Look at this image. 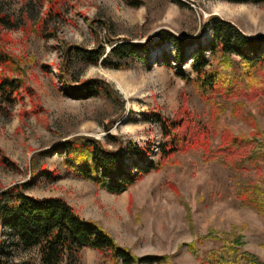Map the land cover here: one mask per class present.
Wrapping results in <instances>:
<instances>
[{
	"label": "rangeland",
	"instance_id": "374dc122",
	"mask_svg": "<svg viewBox=\"0 0 264 264\" xmlns=\"http://www.w3.org/2000/svg\"><path fill=\"white\" fill-rule=\"evenodd\" d=\"M140 1L132 6L124 0H0V45L14 58L0 65V74L20 78L27 88L22 86L12 97L0 91V191L27 182V194L65 198L136 255H168L171 262L141 264H200L190 244L202 256L226 247L232 264H251L243 252L264 262V209L238 196L249 181L264 190V162L260 171L249 163L237 169L221 157L211 158L208 151L221 144L224 132H260L263 140L264 97L240 96L225 104L219 99L212 105L176 74L175 45H158L161 30L193 37L211 14L233 21L252 36L264 34V2ZM209 36L205 32L201 41L205 44ZM118 37L147 43L149 51L140 52L124 68L87 63L66 51L71 44H101L107 52ZM195 48H186L184 64L192 76L190 53ZM96 77L118 94L76 95L82 81ZM185 111L197 126L201 145L173 153L160 169L119 194L74 175L64 165V154L45 153L68 138L87 135L112 149L130 141L150 146L149 158L157 159L163 135L151 114L172 118ZM2 156L14 165L5 164ZM13 248L15 261L42 264L36 247ZM104 259L86 246L73 264H105Z\"/></svg>",
	"mask_w": 264,
	"mask_h": 264
},
{
	"label": "trees",
	"instance_id": "16d2710c",
	"mask_svg": "<svg viewBox=\"0 0 264 264\" xmlns=\"http://www.w3.org/2000/svg\"><path fill=\"white\" fill-rule=\"evenodd\" d=\"M127 4L138 6L140 0H124ZM184 4L182 0H176ZM230 2L262 3L264 0H226ZM1 21H4L0 17ZM210 32L206 43L201 36ZM170 41L176 50V74L192 84L200 97L212 105L227 103L240 96L261 95L264 97V34L252 36L236 23L218 14H211L193 37H180L170 30H161L158 45ZM196 44L194 53H190L191 67L195 76L184 68L186 48ZM147 43H137L129 38H116L106 52L104 45L92 48L68 45L66 51L91 64L106 67H128L140 52L147 53ZM209 52V57L206 56ZM12 55L0 45V65L13 62ZM167 65L170 62L167 61ZM64 74V73H63ZM263 84V85H262ZM27 89L20 78L0 74V91L10 97L18 94L21 87ZM76 95L81 97L105 93L113 96L118 91L102 78H89L82 81ZM150 115V114H149ZM160 126L163 141L159 144V158H149L150 146L141 147L130 141L120 143L112 149L95 137L80 135L68 138L56 144L52 150L64 154V165L74 175L90 180L109 192L119 194L135 184L143 175L160 169L164 161L173 153L183 151L194 145H201L202 138L197 134L194 120L185 111L184 115L168 117L153 112L151 117ZM150 118V116H147ZM194 131V132H193ZM192 133V134H190ZM262 134L254 132L251 136L234 135L224 132L221 144L209 149L212 158L221 157L224 163L237 169L250 164L258 171L264 162V139ZM205 147H208L207 143ZM2 149L0 148V155ZM7 165H14L9 158L2 156ZM27 182L11 185L0 191V264H28L27 261L13 259V247H36L42 264H61L65 259L73 264L84 247L97 250L105 259V264H141L169 262L168 255H136L131 249L119 244L113 235L98 221L82 216L65 198L60 196L35 197L27 194ZM238 196L243 203L264 209V190L261 185L249 181ZM236 243L241 237L235 238ZM190 250L199 259L200 264H232L231 253H225L226 247L209 250L202 256L200 249L193 244ZM237 247L234 254L238 253ZM248 263L264 264L256 255L243 252ZM102 264V263H101Z\"/></svg>",
	"mask_w": 264,
	"mask_h": 264
}]
</instances>
